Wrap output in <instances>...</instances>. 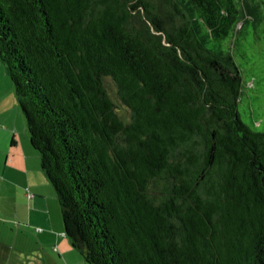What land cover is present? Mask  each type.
Here are the masks:
<instances>
[{
  "label": "trees",
  "instance_id": "trees-1",
  "mask_svg": "<svg viewBox=\"0 0 264 264\" xmlns=\"http://www.w3.org/2000/svg\"><path fill=\"white\" fill-rule=\"evenodd\" d=\"M238 5L0 0V60L87 264H264V131L219 50Z\"/></svg>",
  "mask_w": 264,
  "mask_h": 264
},
{
  "label": "rangeland",
  "instance_id": "rangeland-1",
  "mask_svg": "<svg viewBox=\"0 0 264 264\" xmlns=\"http://www.w3.org/2000/svg\"><path fill=\"white\" fill-rule=\"evenodd\" d=\"M236 1L237 5L239 4L238 8L242 11V15L239 16V22L233 24L230 35L222 41L219 50H223L224 53L233 57L239 67L244 84H253L251 88H246L241 96L239 111L242 120L253 131H264V0ZM205 35L207 39H211L210 46L218 45L209 34L207 35L206 29L201 30V36L204 37ZM106 88L115 101L119 113L125 119H129L130 112L119 100L117 87L112 79L108 78L106 80ZM0 122V130H8L9 132L5 133L11 136L1 134L0 143L5 141H7V143H12L13 141L15 143H30L32 149L35 151L38 158H40L38 151L31 144L26 117L18 102L14 84L7 75L1 60ZM41 173L44 179H46L45 181L48 182L53 193L50 196L43 193V197H40V199L44 200V202L38 200V202L41 201L44 203V207H42V209L39 207L36 208L38 210H45V213H38L32 225L25 224L21 221L6 223L8 219L0 216V239L3 242L16 243L15 247L17 248L28 249L38 247L39 250L44 253L45 264H87L80 252L73 248L68 238V240L65 238L64 241L71 246L69 251L62 245L63 240L60 245L57 243L58 236L67 237L64 236L65 232H62L64 229L62 211L56 196L55 188L49 180H47L44 173ZM24 188L26 189L27 196L32 197L33 195L29 192V183H27ZM42 190L47 194V189L43 188ZM46 196H48L47 199ZM41 217H43L44 223L38 220ZM46 218L47 222L45 220ZM43 224L47 227L43 228ZM27 225L30 226V228H28L26 232L24 226ZM41 227L46 230L45 234H43V229ZM49 233L52 234L50 235ZM26 237H31L32 240L27 241ZM38 237L41 238V243L35 239ZM6 264H17V262L13 258H10L6 261Z\"/></svg>",
  "mask_w": 264,
  "mask_h": 264
},
{
  "label": "crops",
  "instance_id": "crops-1",
  "mask_svg": "<svg viewBox=\"0 0 264 264\" xmlns=\"http://www.w3.org/2000/svg\"><path fill=\"white\" fill-rule=\"evenodd\" d=\"M5 132L9 131L1 129L0 135L6 134ZM6 136L10 135L6 134ZM41 172H43L41 159L38 158L30 143H14V141L12 143H7V141L0 143V216L8 219L6 223L21 221L32 225L38 213H45V210H38L36 207L40 209L44 207V203L41 202L44 200L40 199L43 197V193L49 196L53 193ZM27 183H29V192L33 195L32 197L27 196L24 188ZM43 188L47 189V194L42 190ZM38 200L41 201L38 202ZM38 220L42 221L41 223L45 222L43 217ZM45 220L47 222V218ZM28 225L24 226L26 232L30 228ZM42 226L43 228L47 227L44 224ZM42 231L43 234L46 233L45 229ZM65 238L68 240L67 237L58 236L57 243L60 245L63 240L62 245L69 251L71 246L64 241ZM26 239L27 241L32 240L31 237H26ZM35 239L40 243L42 241L40 237ZM15 245L14 242H3L0 239V264H6L10 258H13L17 264H45L44 253L38 247L25 249L17 248Z\"/></svg>",
  "mask_w": 264,
  "mask_h": 264
}]
</instances>
